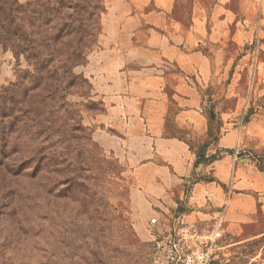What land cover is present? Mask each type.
<instances>
[{
    "label": "rangeland",
    "instance_id": "1",
    "mask_svg": "<svg viewBox=\"0 0 264 264\" xmlns=\"http://www.w3.org/2000/svg\"><path fill=\"white\" fill-rule=\"evenodd\" d=\"M15 1L26 2L8 1L6 6L14 10L12 15L19 14ZM102 3L103 11L98 16L100 32L88 54L100 47L104 15L116 14L117 19L130 14L119 22L121 39L130 43L125 35L134 28L137 16L156 5H140L137 0ZM195 4L207 14V27L218 32L205 36L202 51L211 60L201 68L200 81L192 78L204 100L202 106L207 109L204 133L193 135L192 139L196 150L202 153L221 123L240 126L252 120L257 126L264 125V0H227L222 4L214 0H174L171 14L184 28L189 25ZM236 21L243 30L240 42L231 39ZM85 64L76 66L74 72L81 74L90 87L72 88L66 98L72 104V113L64 114L67 120L63 116L57 121V125L79 122L83 127L78 141L81 155L77 158L74 152L71 156V169H64L62 157L58 173L50 171L51 165L43 166L42 172V164L38 166L36 159H25L20 170L19 160L29 158L23 157L20 149L12 150L7 172L0 167V259H7L5 264H149L147 219L171 213L149 208L147 197L136 193L135 181L127 168L92 137L98 128L92 118L102 111L103 102L90 80L79 71ZM26 66L22 56L17 57L7 46L0 45V88L14 82L19 68ZM38 85L33 83L30 87ZM38 90L40 86L34 91ZM236 110L238 113L234 114ZM220 113L224 114L222 119ZM250 140L257 145L254 152L259 155L264 149L262 138ZM256 166L264 173V156L257 158ZM68 176L74 181L72 190ZM52 184L55 188L47 202L46 189ZM209 220L196 222L204 224ZM229 223L225 215V240L237 243L230 248L231 263L264 264V220L239 224L235 229Z\"/></svg>",
    "mask_w": 264,
    "mask_h": 264
},
{
    "label": "crops",
    "instance_id": "2",
    "mask_svg": "<svg viewBox=\"0 0 264 264\" xmlns=\"http://www.w3.org/2000/svg\"><path fill=\"white\" fill-rule=\"evenodd\" d=\"M137 1L156 5L137 16L125 35L130 43L121 39L119 23L130 14L117 19L116 14L104 15L100 47L79 70L103 102L102 111L92 118L98 126L92 137L127 168L149 208L179 210L204 221L227 195L225 215L231 228L264 220V173L256 166L264 149L256 154L257 145L250 140L260 137L264 146V125L252 120L240 126L221 123L206 142L205 157L215 156L206 161L197 160L192 140L204 133L207 122L204 100L192 78L200 81L201 68L210 62L202 51L204 39L217 30L207 27V14L196 4L184 28L171 14L174 0ZM262 13L264 19V7ZM238 23L231 34L236 42L243 31ZM219 115L222 119L224 114Z\"/></svg>",
    "mask_w": 264,
    "mask_h": 264
},
{
    "label": "trees",
    "instance_id": "3",
    "mask_svg": "<svg viewBox=\"0 0 264 264\" xmlns=\"http://www.w3.org/2000/svg\"><path fill=\"white\" fill-rule=\"evenodd\" d=\"M8 1L0 0V45L22 56L27 68H19L16 80L0 88V167L7 172L12 150L20 149L23 157H29L19 160L20 170L25 159H36L42 172L43 166L51 165L50 171L58 173L64 157V169L69 171L71 156L81 155L78 141L83 127L79 122L57 125V121L63 116L68 119L64 114L71 112L72 104L66 98L72 88L90 87L74 68L86 63L96 42L103 0L15 1L18 15L11 14L14 10L6 6ZM33 83L39 85L31 88ZM39 86L41 90L34 91ZM205 147L202 153L197 151L198 161L215 157L206 158ZM70 182L72 190L73 178ZM54 188L52 184L46 189L47 202Z\"/></svg>",
    "mask_w": 264,
    "mask_h": 264
},
{
    "label": "built area",
    "instance_id": "4",
    "mask_svg": "<svg viewBox=\"0 0 264 264\" xmlns=\"http://www.w3.org/2000/svg\"><path fill=\"white\" fill-rule=\"evenodd\" d=\"M225 203L204 224L189 219L179 210L168 216L149 217L146 223L149 264H232L230 248L237 243L225 240L223 225L228 200Z\"/></svg>",
    "mask_w": 264,
    "mask_h": 264
}]
</instances>
